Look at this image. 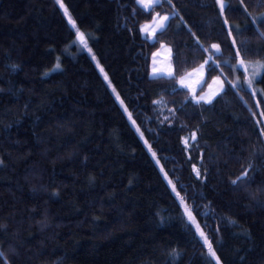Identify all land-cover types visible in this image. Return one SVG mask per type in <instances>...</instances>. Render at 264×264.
Masks as SVG:
<instances>
[{
  "label": "trees",
  "instance_id": "trees-1",
  "mask_svg": "<svg viewBox=\"0 0 264 264\" xmlns=\"http://www.w3.org/2000/svg\"><path fill=\"white\" fill-rule=\"evenodd\" d=\"M241 59L264 63V0H0V264H264V69ZM206 60L210 102L178 81Z\"/></svg>",
  "mask_w": 264,
  "mask_h": 264
},
{
  "label": "rangeland",
  "instance_id": "rangeland-1",
  "mask_svg": "<svg viewBox=\"0 0 264 264\" xmlns=\"http://www.w3.org/2000/svg\"><path fill=\"white\" fill-rule=\"evenodd\" d=\"M145 2H147V0H145ZM154 3H156L155 0H153V4ZM61 5H63V8L66 11V15L68 16L69 21L73 25H75V22L69 15L66 6L62 2ZM165 16L168 17V19L164 21L166 25L170 18L169 13L157 14L152 20L142 23L141 24L142 33L150 38H153L156 32L159 31L157 30L155 33H153V29L156 27V24L160 21V18ZM146 26H147V31H144ZM79 33H83V32L79 31ZM87 50H89V48H87ZM90 53L92 54L91 51ZM96 62L104 77L107 76L106 80L108 81L109 77L107 73L105 72V70L102 68V66L97 60ZM244 62H245L244 66H241L239 63V67L245 71L248 80L249 79L254 80L262 71V68L260 67L261 63L250 62V61H244ZM201 65H203V68H201ZM154 69H156L155 75L153 74ZM253 72L257 73L254 77H253ZM169 73H172V75H174V66L172 62V48L169 44L163 43L158 49H156V51L153 52L151 56L150 74L152 76H156V75L170 76ZM206 76H207V64H205L204 61L201 64H199L197 67L193 68L189 72L179 77L178 81L181 86H184L190 90L192 97H194L196 100H204L206 102H209V98L210 101H212L224 89L225 76L222 73H219L218 75L214 76V78L208 84L204 86ZM181 80H183V85L181 84ZM250 87H253V84L250 85ZM118 95L119 94H117V96ZM200 97H204V99H199ZM129 116L131 121L135 122L134 118L131 115ZM198 230L201 233L200 228H198Z\"/></svg>",
  "mask_w": 264,
  "mask_h": 264
},
{
  "label": "snow or ice",
  "instance_id": "snow-or-ice-1",
  "mask_svg": "<svg viewBox=\"0 0 264 264\" xmlns=\"http://www.w3.org/2000/svg\"><path fill=\"white\" fill-rule=\"evenodd\" d=\"M137 2L140 3L145 9L153 7V0H147V2H145V0H137ZM155 2H159V0H155ZM61 6L63 7V5H61ZM221 7H223V3H221ZM167 19H168L167 16L160 18V21L156 24V27L153 29V33H155L157 30H162L165 27L164 21H166ZM144 31H147V26L145 27ZM78 38L81 41V43H84V34L83 33H78ZM213 47L216 48L217 51H219L218 46L213 45ZM209 59H211V57ZM207 63H208V61L206 60L205 64H207ZM239 63H240L241 66H244L245 62H244L243 59H241L239 61ZM260 67L262 69H264V63H261ZM201 68H203V65H201ZM153 74L154 75L156 74V69L153 70ZM256 74H257L256 72H253V77ZM169 75L171 76L172 73H169ZM105 79H107V76H105ZM251 82H252L251 79H249L248 83L251 84ZM181 84L183 85V80H181ZM199 99H204V97H200ZM209 102H210V98H209ZM238 179H240V178H238ZM233 183H235V181H233ZM186 211H187V209H186ZM189 215H190V213H189ZM201 234L203 235V233H201ZM213 255H214V253H213Z\"/></svg>",
  "mask_w": 264,
  "mask_h": 264
}]
</instances>
